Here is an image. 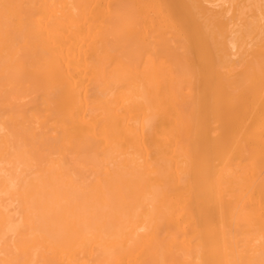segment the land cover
<instances>
[{
    "label": "bare ground",
    "instance_id": "6f19581e",
    "mask_svg": "<svg viewBox=\"0 0 264 264\" xmlns=\"http://www.w3.org/2000/svg\"><path fill=\"white\" fill-rule=\"evenodd\" d=\"M0 264H264V0H0Z\"/></svg>",
    "mask_w": 264,
    "mask_h": 264
}]
</instances>
